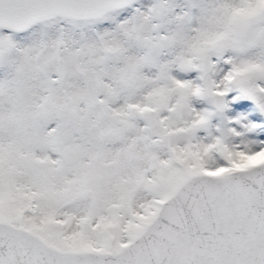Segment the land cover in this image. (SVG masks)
Returning <instances> with one entry per match:
<instances>
[{
	"label": "snow or ice",
	"instance_id": "6c2138e0",
	"mask_svg": "<svg viewBox=\"0 0 264 264\" xmlns=\"http://www.w3.org/2000/svg\"><path fill=\"white\" fill-rule=\"evenodd\" d=\"M0 264H264V0H0Z\"/></svg>",
	"mask_w": 264,
	"mask_h": 264
}]
</instances>
